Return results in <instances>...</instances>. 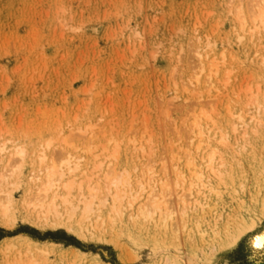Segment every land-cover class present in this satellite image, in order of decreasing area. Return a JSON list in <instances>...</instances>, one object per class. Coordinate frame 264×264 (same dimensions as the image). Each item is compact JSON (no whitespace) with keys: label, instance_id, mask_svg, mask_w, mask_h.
<instances>
[{"label":"rangeland","instance_id":"374dc122","mask_svg":"<svg viewBox=\"0 0 264 264\" xmlns=\"http://www.w3.org/2000/svg\"><path fill=\"white\" fill-rule=\"evenodd\" d=\"M231 2L0 0L1 140H23L32 150L52 134L70 133L72 143L87 145L89 136L78 128L97 123L94 132L101 131L102 137L96 142L111 133L127 141L142 136L153 153L134 154L155 163L157 178L166 175V162L173 177L168 149L174 146V135H167L165 111L174 107L177 116L175 106L192 103L195 113L199 96H207L202 99L215 119L241 122V131L253 134V157L259 159L253 166L264 167V110H257L258 103L248 105L244 92L230 94L232 88L251 86L262 99L264 28L255 30L249 42H240L230 11L236 0ZM198 40L212 43L213 55L225 56L222 79L224 70H230L229 85H223L214 101L210 87L186 90L179 79L193 71L187 64ZM238 112L241 121L235 117ZM117 158L119 166L139 161L121 149ZM13 193L19 200L23 188ZM256 210V225L226 249L201 244L197 236L191 242L189 227H181L177 238H166L130 220L112 233L81 237L61 225L38 226L17 217L13 226L0 224V242L14 236L38 244L49 250L48 261L55 264H68L55 252L66 249L84 252L86 264H97L96 259L108 264H264V249L256 251L251 244L264 230V213L261 207ZM10 258L5 264L12 263Z\"/></svg>","mask_w":264,"mask_h":264},{"label":"bare ground","instance_id":"6f19581e","mask_svg":"<svg viewBox=\"0 0 264 264\" xmlns=\"http://www.w3.org/2000/svg\"><path fill=\"white\" fill-rule=\"evenodd\" d=\"M230 11L240 42H249L255 30L264 28V0H236ZM198 42L187 64L193 71L180 74L179 79L186 90L210 87L214 101L223 85H229L230 70H224L222 79L225 56L213 55L209 41ZM243 92L248 105L258 103L257 110H264V92L259 99V90L247 86L232 88L230 94ZM202 97L207 96H199L196 105L200 109L195 113L192 103L175 106V113L180 112L177 116L174 107L165 111L167 135H174V146L168 149L173 177L168 176L166 162V175L157 178L155 163L141 160L140 155L153 153L142 136L127 141L111 133L104 142H96L102 137L101 131L94 132L97 123L78 128L89 136L87 145L72 143L70 133L52 134L32 150L23 140L0 138V224L13 226L20 217L38 226L61 225L81 237H100L130 220L140 227L146 225L153 235L177 238L181 227H189L186 235L191 242L197 236L199 243L222 249L235 246L256 225L257 207L264 213V167L253 166L259 160L253 157V134L241 131L245 128L241 122L215 119ZM235 117L242 120L239 112ZM120 149L139 161L119 166ZM139 150L145 153L134 154ZM18 187L23 188L19 200L13 193ZM251 244L256 251L264 249V230ZM55 252L68 264H86V254L77 249ZM48 253L45 247L14 236L0 242V264L9 256L13 258L10 264H55L48 261ZM96 263L108 264L100 259Z\"/></svg>","mask_w":264,"mask_h":264}]
</instances>
